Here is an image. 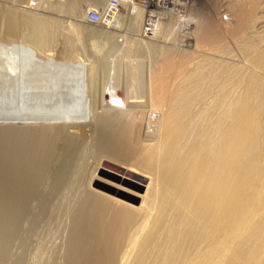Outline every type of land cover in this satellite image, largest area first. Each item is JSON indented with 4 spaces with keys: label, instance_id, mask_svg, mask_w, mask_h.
Returning <instances> with one entry per match:
<instances>
[{
    "label": "bare ground",
    "instance_id": "6f19581e",
    "mask_svg": "<svg viewBox=\"0 0 264 264\" xmlns=\"http://www.w3.org/2000/svg\"><path fill=\"white\" fill-rule=\"evenodd\" d=\"M66 1L88 22L93 3L81 9V0H26L20 11L0 4L1 35L30 28V45L5 47L11 78L0 73V258L7 256L1 260H8L25 220L34 233L41 220L61 218L68 235L63 251L47 264H255L253 243L263 240L264 247V0H230L226 18L213 28L192 0L186 21L183 14L157 13L148 34L176 48L162 46L160 57L137 65L146 75V92L138 96L121 93L117 59L153 49V42L130 40L134 34L110 42L103 56L96 51L88 73L81 58L70 67L36 58L55 39L60 22L35 14L33 6ZM146 15L143 7H126L115 20L89 29L87 40L105 47L113 25L120 21L137 33L142 21L148 25ZM224 34L246 54L233 76L225 63L218 67L198 56L202 45L224 50ZM17 77V91L4 85ZM13 93L21 112L6 106ZM113 95L120 101L108 100ZM129 171L148 179L143 194L125 188L138 186L125 176ZM110 178L118 179L117 193L141 198V204L98 188L109 187ZM139 216L151 222L129 235ZM15 253V264H23L26 255Z\"/></svg>",
    "mask_w": 264,
    "mask_h": 264
},
{
    "label": "rangeland",
    "instance_id": "374dc122",
    "mask_svg": "<svg viewBox=\"0 0 264 264\" xmlns=\"http://www.w3.org/2000/svg\"><path fill=\"white\" fill-rule=\"evenodd\" d=\"M25 1L26 0H23V1L22 0H0V4H6L8 6L9 5H13V6H10V7L16 8V9L18 8L17 10L20 11V9L21 10L24 9V6L21 5V4H24ZM193 1L198 3V4H200L201 9H203L202 13L205 14L204 15V19L207 20V23H209L210 28L216 27L217 24L221 23L222 20H219L220 17H222L224 19L226 18V15H224V14L227 13L226 12L227 10H224V7H226L231 2L230 0H192V2ZM232 1L234 3L237 2V4H239L238 0L237 1L236 0L235 1L232 0ZM242 1H246V2L248 1L249 3H251L254 0H242ZM258 1L262 2L263 0H258ZM34 2H36V1H34ZM233 2H231V3H233ZM50 3L46 2L45 4H42V5H40L41 3H39L40 6L38 4L34 5L33 7L35 9H32V11L35 14L40 15L42 18L43 17H45L47 19L52 18V19H55L58 22H60V26H59V28L57 30V34L58 35L56 34L55 39L48 41L47 42L48 45L45 48L46 50L44 49L42 51V54L44 55V57L42 56V54L35 55V56H39V57H36L38 59L42 58V59H40V60H42L41 62L47 60L46 58L48 56V57H50L51 59L54 60V61H52L53 63H55V64H57L59 66H63V67H68V66L70 67V66H73V64H76V62H78V59L81 58V59H83V61H85L84 62L85 66H86L85 68H86V72L88 73L90 71V69H92V67H93V65H92L93 57L92 56H94V55L98 56V53L101 54V56H103V51H104V54H105L106 50L108 49V46H109L110 42H113V41H116V40H120V42H121V40H123V35H124L125 32H126V36L127 37L130 36L128 34L136 35L137 37H131L130 36L132 38V39L130 38V40H136L135 42H137V43L139 42V40L142 41V42H151V43L153 42L152 43L153 44L152 48L153 49L155 48L157 50L151 49V50L148 51V53H144V54H142V53L140 54V52L138 50L137 51L135 50V51H133L135 54L133 52H131L132 54L129 53L127 55H124L122 58H117L118 60L121 61L120 62L121 63L120 64V72H122L121 73V77H122V79H121L122 80L121 81L122 82V84H121V86H122L121 93L123 95L132 94V95L136 96L135 93L137 92V96H138V95H141L142 93L146 92V82H145L146 79H144V76L146 77V75H144L142 73V70L137 66L138 64H141V63L148 64V62H150L153 59V56H154V59L157 58V57H160L163 54L162 53L163 52L162 49L165 48V47H169L170 46L172 48H176L175 44H173V42H171V40H167L164 37L159 36L158 34L149 35L147 30H146V28H145L146 21L145 22L142 21V24L140 23L141 25H139V27L137 29V33L138 34L136 32L132 33L131 30L129 29L128 25L123 26V25H120V21L117 22L115 25H113L114 31L112 33V37L109 38V40L104 43L105 47L104 46L103 47H99L97 44H95L96 42L95 43L92 42V40H94L93 38H91L92 40L91 39L87 40L88 30L89 29L96 30L97 26L93 25V24H91L89 22H86L85 18L79 15V13H81V12H79L80 9L79 10H76V9L74 10V8L71 6L69 1L68 2L67 1L66 2H61L58 6L56 5L57 8L54 7V6H52V8H50V5H49ZM78 3L81 6V9L85 8L87 3L88 4L89 3L90 4L93 3V5L91 7H89L90 9H99V10H101V9H104L107 6L109 1L107 0V1H97L96 2V1H89V0H81ZM21 6H23V8H21ZM205 16H208V17H205ZM143 17H145V16H143ZM182 18L184 19V21H186L187 19L190 18V16L188 15V13H186L185 15L182 16ZM143 19L147 20L146 17L143 18ZM183 19H182V21H179L177 23V25L180 26L181 23H184ZM216 19H217V21H216ZM214 24H215V26H214ZM77 25L80 27L79 30L76 29V27H78ZM20 29H21V31L19 30L18 34L17 33H14V34L13 33H11V34H7L6 33V34H2V35L0 34V60H1L0 61V73L2 72V73L5 74V72H6V74L9 75V76L6 75L8 78H11L10 74L12 73L11 71L13 70V67H12V65L9 64L10 63L9 59L5 57V53L7 51V49L5 47H7V45L10 46V44H13V43H17V44H20V45H27V44L30 45V43L28 41L29 37H26V36H28L30 28L29 27L27 28L24 25ZM25 34H26V36H25ZM145 34H146L147 37L144 36ZM224 35H226V34H224ZM224 35H221L222 36V44H223L224 48L226 47L224 50H219L218 49L216 51V49H215V51H216L215 52L213 50L212 46H210L208 44L207 45L204 44L205 46L202 45L200 47L202 52L199 51L198 56H199V59H201V60L204 59V62H206V63L209 62L210 64H212L213 61L215 60L216 61L214 63L215 66L217 64H219L221 66V65H223L225 63L230 68V71H231V73H230L231 75L230 76H233V75H235V72H236L237 68H239L241 65L245 64V61L247 60L246 56H245L246 54H244V50L242 48H239L240 46L235 40H233L231 38H228V35H226V36H224ZM24 36H25V38H23ZM22 38H23V40H22ZM26 38H27V40L24 41V39H26ZM187 39H189V38H187ZM20 40H22V42ZM176 40H178V44L181 45L180 44L181 42H180V36L179 35H178V38ZM225 40H227V41H225ZM23 41L25 43L26 42L27 43L24 44ZM167 41H169L168 42L169 44L167 43ZM137 45L138 44H136V46ZM162 46H165V47H162ZM96 51L98 53H96ZM214 53H216V54H214ZM46 54H48V55H46ZM219 54H220V56H219ZM8 55L9 54H7V56ZM149 56H150V58H148ZM210 60L212 62H210ZM219 62H221V63H219ZM219 65H217V66L219 67ZM131 67H132V70H131ZM128 68H129L131 73H128V75H127ZM134 75H135V77H134ZM136 76H139V77H136ZM130 77H132V78H130ZM136 79L137 80L139 79V81H137ZM134 81H136L137 83L134 82ZM134 83H135V88L133 89L132 86L134 85ZM96 85L98 86L99 91L101 90L102 86L104 85V77H103V74L101 73V71H100V73H97V75H96ZM131 89H133L135 91L133 92V90H131ZM139 90H140V92H139ZM113 96H110V97L108 96L109 97L108 100L120 101V99H118L115 95H113ZM111 173L114 174V175H115V173H117L116 175H122V173H119V172H116V171H112ZM125 176L127 177V179L131 183L136 184V185L139 186V187L137 186V188H136V186L128 184L125 187L127 190H130V191H133V192L137 191V192H139L141 194H143L146 191V187H147V184H148V179L146 177L137 175V174H135L133 172H130V171L127 172L125 174ZM133 179H134L135 182L133 181ZM110 180L113 183L111 185H109V187H107V188L106 187H98V188L101 189V190L106 191L109 194H113V195H115V196H117V197H119L121 199H124L127 202H131L135 206H139L141 204V198H137V201H133L130 198H128L126 195H122L120 193H117V189H118V187H117L118 183L117 182H118V179L117 178H112V179L110 178ZM123 192L125 194H129V195L132 196V194H130L128 191H124L123 190ZM76 198H77L76 195L73 196V198H72V202L73 203H75ZM73 200H75V201H73ZM141 217H143V218H141ZM145 218H147V219L145 220L144 216H139L137 218L138 220L136 219V221L132 224L134 228L132 227L129 230V235H132L133 233H135L134 231L138 232V230L141 229V226H143L141 223H145L147 221H150L151 217H149V218L145 217ZM63 221L64 220H61V218L59 220L56 219L55 221L52 220V221H49V222L41 220L43 225L40 224V226H39L40 228L38 227L39 228L38 231H36V232L34 231V233L33 232L29 233L28 232V228H29L30 224L27 223V221L25 220L24 223H26V225H27L26 227L27 228H25L23 230V232H20L18 234L19 236H17V233H16V235H14L13 239L16 240V241H15V243H13L14 242V240H13L12 243H13V245L15 244V246L11 245V246L15 247V249L18 252H16L15 249L12 247L13 251H14L12 253V249H11V246H10V254H8L9 255L8 256V260L6 262H4V260H6V258H7V256L5 257V255H4V256H2V258H0V261H1L0 264H12V262H14L13 264H15V261L17 259V256H16L17 254L16 253H18V255L20 253V255H21L22 252L26 255L25 259L27 258V260L24 259L25 262H23V264L24 263L25 264H37V263L38 264H47V263L55 260V258L59 255V253H56V252L63 251V248L60 249L61 251L59 250V248H61V246L63 247V245H61V243H62L63 240H64L63 243L65 242V240H66L65 238L68 235V233H67L68 229L66 230V228H68V226L66 225L67 222H63ZM3 224H4L3 214L0 211V228H1V225L3 227ZM60 224H62V225H60ZM65 226H67V227H65ZM63 231H64V233H63V235H61ZM21 233H23V234H21ZM258 241L259 242L253 243V257H252V259H253V262L255 264H264V247L262 246L263 240H261V241L258 240ZM0 242L2 244V245L0 244V246H3L4 238L0 239ZM17 242H18V245H17ZM125 247H126V245L124 246V248ZM51 248H53V249L51 250ZM14 253L16 255H14ZM11 254L13 255V257H10V256H12ZM53 254H56V255H53ZM3 258H4V260H1ZM50 259H52V260H50ZM48 260H50V261H48ZM65 264H68V262H66Z\"/></svg>",
    "mask_w": 264,
    "mask_h": 264
},
{
    "label": "built area",
    "instance_id": "2783aa9c",
    "mask_svg": "<svg viewBox=\"0 0 264 264\" xmlns=\"http://www.w3.org/2000/svg\"><path fill=\"white\" fill-rule=\"evenodd\" d=\"M190 3L191 0H110L104 10H89L87 20L93 25L104 24L109 19L115 20L117 14L125 10L126 7H143L149 19L146 30L150 31L152 22L157 20V13L185 15Z\"/></svg>",
    "mask_w": 264,
    "mask_h": 264
},
{
    "label": "water",
    "instance_id": "95a60500",
    "mask_svg": "<svg viewBox=\"0 0 264 264\" xmlns=\"http://www.w3.org/2000/svg\"><path fill=\"white\" fill-rule=\"evenodd\" d=\"M20 78L21 77H17L16 79H12V80H8L7 79V80L4 81V85H6L7 87L12 86L11 88H14V90L17 91L18 89H20L22 87V85H21V79L22 78L21 79ZM16 96H17V94H14V96L9 94V98L5 99L6 102H7V104L6 103L5 104H6V106L8 108L9 107H12V108L14 107L15 111L19 112V110H20V112H21V110H23V109H21V107L19 106V103L17 102L18 99H16ZM0 110H2V108ZM3 120H4V117H0V121H3Z\"/></svg>",
    "mask_w": 264,
    "mask_h": 264
}]
</instances>
